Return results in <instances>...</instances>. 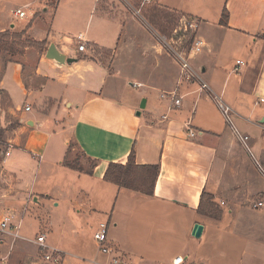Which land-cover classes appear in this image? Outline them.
I'll list each match as a JSON object with an SVG mask.
<instances>
[{
    "label": "crops",
    "instance_id": "obj_1",
    "mask_svg": "<svg viewBox=\"0 0 264 264\" xmlns=\"http://www.w3.org/2000/svg\"><path fill=\"white\" fill-rule=\"evenodd\" d=\"M107 1L33 0L38 9L21 30L29 26L25 36L47 48L27 47L21 59L0 55V196H55L56 207L69 208L61 224L71 242H48L62 252L60 264L102 260L94 240L102 222L109 224L110 241L137 264H173L180 255L187 264L245 263V243L242 251L230 248L252 231L250 213L264 220V0H256L262 6L256 10L248 0H227L214 23L181 0H152L196 20L195 40L206 46L190 62L213 94L184 78L175 57L150 34L132 35L123 5L116 2L117 13H109L102 8ZM92 18V31L74 29ZM61 24L75 32L57 36ZM16 28L10 19L0 24V32ZM79 38L87 42L85 51L78 50ZM51 43L77 61L62 65L47 58ZM125 59L138 68L123 69ZM130 79L133 90L126 86ZM214 94L232 106L250 151ZM29 98L37 110L22 104ZM71 143L97 162L92 173V162L81 171L65 164ZM133 150L138 164L160 165L153 194L105 179L109 164H126ZM204 191L220 207L219 219L198 211ZM258 202L263 206L255 207ZM196 223L204 226L200 238L192 235ZM0 233V264H55L39 258L35 238Z\"/></svg>",
    "mask_w": 264,
    "mask_h": 264
},
{
    "label": "rangeland",
    "instance_id": "obj_2",
    "mask_svg": "<svg viewBox=\"0 0 264 264\" xmlns=\"http://www.w3.org/2000/svg\"><path fill=\"white\" fill-rule=\"evenodd\" d=\"M28 0H10V2L6 1H0V24L4 23V19H10L14 21L18 28L16 29H10L9 31L11 34H20L23 30H21V25L28 22L38 9V5L33 3V0L30 4H27ZM227 0H181L186 6V9L192 11V13H198L196 11H200L201 14L207 19V21H210L212 23L216 22L221 17V11L223 7L225 6V2ZM116 2H119L123 5V14L125 18V22L128 23V27L130 28V33L133 35H141V34H150L151 38L155 41L156 40L154 33L151 32L149 29V25L146 26L144 22L150 21L152 23V27L157 28L158 30L166 33L171 34V31L174 27L179 25V19L181 16L176 13L175 11H169L164 8L159 7L158 5H155L153 1L150 3H145V5H142L140 0H134V1H127V0H115L113 2L107 1L106 4L102 5V8L109 12V13H115L116 12V6L114 5ZM119 4V5H120ZM248 4L253 10L262 8L261 4H259L256 0H248ZM17 7H22L27 13V16L24 18H19L14 15V10ZM137 9H140V14L137 13ZM51 10H48V13L46 16L48 17ZM117 13V12H116ZM88 19V18H87ZM87 19H83L79 25H76L74 27L77 28L79 31L88 29L89 31L93 30L96 25V18H92L90 21ZM7 23V22H6ZM149 22H147L148 24ZM45 27V25H44ZM61 32V34H59ZM68 32H75V30L69 29L68 26L65 24L57 25L56 27V33L57 36H62L63 33ZM168 34V35H169ZM196 34V31L194 30L192 32V36ZM191 36V37H192ZM25 38H29L24 36ZM23 37L22 40H25ZM190 37V38H191ZM189 38V39H190ZM31 39V38H30ZM188 39V40H189ZM9 45H14L16 49L22 50L23 45L21 42L14 41L13 39H10ZM77 44L79 45V40L77 39ZM189 45V41H187L186 45ZM178 46V45H177ZM34 47L40 51H44L47 46H30ZM180 47V44H179ZM26 50V49H25ZM24 50V53H25ZM0 55L3 56L5 59L12 56V58L15 59H21L23 55L20 54H10L9 51L6 50H0ZM172 55V54H171ZM31 65V66H30ZM28 65V72H31L33 70L32 64ZM121 66H123V69H129L131 68H138L139 64L136 62H133V59H125L121 61ZM126 66V67H125ZM131 81L133 79H130L126 81V86L133 90ZM26 103L34 105V110H37L39 107V104L35 103L33 99L23 100L22 104L26 105ZM233 123L235 126H237L235 119L232 118ZM16 123L11 124L10 128L12 126H15ZM4 136V131H0V138ZM5 137V136H4ZM91 160H88L80 149L76 147L75 143H71L70 147V153L67 158V163L74 164L78 167L88 168L90 165ZM91 169V168H89ZM36 197L38 196H13V197H7L4 198L0 196V200H3L0 202V217L4 216L7 213H16V220H21V226H20V234L23 237H32L36 238L37 235L40 233L41 230L44 232L40 233L46 234L47 242L50 244L54 241L56 242V238H59L60 240L69 241L70 235L66 234L62 229L63 225L61 224L63 221V215L69 213V208L61 203L60 206L56 207V199L55 196H52L51 198L45 197V196H39V199L36 200ZM16 198V199H15ZM251 214V226L252 231L249 232V235L246 240L239 239L238 241L235 240L232 241V252L233 249L241 250L242 246L240 243L244 242L246 246L247 252L250 254L245 255V263L243 264H261L262 259H264V220L263 218H255L256 214ZM75 223L82 224L83 218L81 217H75ZM1 221V220H0ZM66 221H69L66 219ZM72 224V222H71ZM58 225V226H56ZM62 225V226H61ZM100 225V224H99ZM261 227V228H260ZM260 228V229H259ZM62 230V231H61ZM96 232V231H95ZM94 232V233H95ZM1 234V233H0ZM39 234V235H40ZM228 246L225 248V252L227 254ZM229 249V250H230ZM242 251V250H241ZM241 264V263H237Z\"/></svg>",
    "mask_w": 264,
    "mask_h": 264
},
{
    "label": "built area",
    "instance_id": "obj_3",
    "mask_svg": "<svg viewBox=\"0 0 264 264\" xmlns=\"http://www.w3.org/2000/svg\"><path fill=\"white\" fill-rule=\"evenodd\" d=\"M152 0H143L142 5L145 3H150ZM140 14V9L136 10ZM15 16L19 18H24L27 16L24 8H18L14 11ZM149 25V29L153 32L158 41L157 44L161 46L169 54L175 57L181 67L182 76L188 79H195L201 83V89L208 90L212 92L209 84L206 83L200 74V71L195 69L190 62V55L192 53H200L206 46L204 39H194L192 45L189 47L186 45L187 41L192 40V32L197 30L198 24L195 19L182 16L179 20V25L174 27L171 34H163L157 28L152 27L150 23L144 22ZM192 36V37H191ZM191 37V38H190ZM190 38V39H189ZM189 39V40H188ZM180 44V47H179ZM178 45V46H177ZM87 49V42L83 38H79V51H85ZM242 63V61H238ZM213 94V92H212ZM173 100L177 106L181 105V99L176 98L175 94H171ZM214 100L217 102L219 109L221 110L227 123L233 129L238 140L250 151L248 140L249 136L243 134L233 123L232 115L234 110L230 104L225 102L222 96L214 94ZM31 106L28 105L26 110H30ZM190 136H195V132L190 131ZM263 206V202H258L255 207ZM20 226L21 220H16V215L14 213H7L2 216L0 221V231L6 234L13 235L15 238L20 237ZM94 240L99 249L100 254L103 259L96 261V264H137L130 260L125 254H122L118 248L110 241L109 238V224L107 222L100 223L98 229L94 233ZM34 242L37 244L39 249V258L44 262H52L55 264H60L63 259V254L60 250L50 246L47 242L46 234L38 235ZM186 257L183 255L177 256L172 260L173 264H187Z\"/></svg>",
    "mask_w": 264,
    "mask_h": 264
},
{
    "label": "trees",
    "instance_id": "obj_4",
    "mask_svg": "<svg viewBox=\"0 0 264 264\" xmlns=\"http://www.w3.org/2000/svg\"><path fill=\"white\" fill-rule=\"evenodd\" d=\"M226 11L223 13L222 24H225L227 18ZM29 27V26H28ZM27 28H25L20 34H11L9 30L4 32H0V50L9 51L10 54H24V50L30 46H44L47 42H40L34 39L25 38ZM160 31V30H159ZM162 32V31H160ZM163 34H166L162 32ZM169 34V33H168ZM23 37L25 40H22ZM10 39L14 41L21 42L23 45L22 50H17L14 45H9ZM195 39V35H193L192 40L189 41V47L192 45L193 40ZM96 161H92L91 169L89 170L92 173L93 167L96 165ZM65 164L75 170L81 171L82 167H78L74 164L67 163V159L65 160ZM160 172L159 164H147L140 165L136 161L135 151L133 150L129 156L128 162L126 164L120 163H110L106 173L105 179L112 183L117 184L122 188L131 189L134 191H140L146 194H153L155 184ZM198 211L201 214L208 215L210 217L219 219L222 216V211L220 207L214 202V196L206 193L205 191L202 193L201 203L198 208Z\"/></svg>",
    "mask_w": 264,
    "mask_h": 264
},
{
    "label": "water",
    "instance_id": "obj_5",
    "mask_svg": "<svg viewBox=\"0 0 264 264\" xmlns=\"http://www.w3.org/2000/svg\"><path fill=\"white\" fill-rule=\"evenodd\" d=\"M46 56H47V58L52 59V60H54L57 63L62 64V65L71 64V63L77 61L76 58L67 56L66 54L61 52L55 43L50 44V46L47 50ZM145 103H146V99H143L142 104H141V108L145 107ZM140 113L141 112L138 111L139 115H140ZM203 230H204V226L200 223H196L194 225L192 235L196 238H200L202 236Z\"/></svg>",
    "mask_w": 264,
    "mask_h": 264
}]
</instances>
